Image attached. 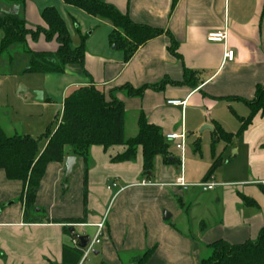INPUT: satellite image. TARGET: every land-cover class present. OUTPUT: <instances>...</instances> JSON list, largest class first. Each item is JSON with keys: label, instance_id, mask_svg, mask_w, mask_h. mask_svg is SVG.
I'll return each mask as SVG.
<instances>
[{"label": "crops", "instance_id": "1", "mask_svg": "<svg viewBox=\"0 0 264 264\" xmlns=\"http://www.w3.org/2000/svg\"><path fill=\"white\" fill-rule=\"evenodd\" d=\"M101 1L162 35L125 62L124 53L110 47L112 26L106 21L62 0H0V16H17L30 28L44 26L41 13L53 8L72 49L85 39L82 66H68L63 74L21 75L27 59L15 54L20 60L15 57L13 74L0 76V92L2 83L13 87L1 93L6 99L0 101V129L7 138L36 139L48 127L54 129L68 93L93 86L122 103L126 140L136 136L143 116L164 138L183 130L193 151L185 142L181 158L174 143L166 141L170 162L156 156L146 175L140 148L133 161L115 162L125 147L92 146L87 170L74 157L76 165L65 181V161L73 157L66 148L62 163L47 165L29 209L24 185L0 170V264H65L64 248H74L72 239L83 233L93 239L103 219L99 244L84 260L80 252L77 264H140L148 251L144 264H200L215 242L254 241L264 227V115L258 112L230 144L218 140L214 155L211 143L216 127L237 134L240 119L250 114L245 102L264 86V0ZM224 32V40L207 41L208 35ZM28 47L56 51V44L43 38L28 41ZM226 51L233 52L231 61ZM124 87L146 89L134 97ZM33 92L41 93V102ZM172 100L184 105H168ZM204 126L212 130L201 131ZM46 143L39 142V153ZM215 159L220 163L208 176ZM181 173L186 190L174 187ZM204 182H213L214 190L195 187Z\"/></svg>", "mask_w": 264, "mask_h": 264}, {"label": "trees", "instance_id": "2", "mask_svg": "<svg viewBox=\"0 0 264 264\" xmlns=\"http://www.w3.org/2000/svg\"><path fill=\"white\" fill-rule=\"evenodd\" d=\"M62 2L93 18L110 23L112 26L109 35L110 47L123 52L125 62L133 57L139 47L162 35L160 30L133 24L116 8L101 0H62ZM41 18L44 26L30 28L17 16H0V76L13 74L17 53L27 59L21 75L63 74L68 66H82L85 53L84 37H80L79 46L72 49L70 36L56 10L45 8ZM40 38L47 43L54 42L56 51L47 53L30 50L28 41L37 42ZM14 50L18 52L14 53ZM174 50L175 45L172 43L169 51L174 53ZM185 80H188L187 76ZM162 87L163 84L156 89ZM121 89H128L129 95L135 97L140 96L146 87L138 90L128 87ZM245 104L250 109V114L246 119H240V127L236 135L226 134L219 127L215 128V133L212 134V155L218 140L230 144L234 136L241 135L246 130L258 112L264 115V86L257 87L253 100ZM41 140H46L47 143L39 153L38 144ZM92 146H100L104 149L113 146L125 147V152L114 158L115 162L133 161L140 148L146 175H150L156 156H162L166 162H170L169 147L157 127L148 124L144 117L140 116L136 136L126 140L122 103L112 95L106 96L96 87L84 86L75 88L66 95L56 127L54 129L48 127L38 139L28 136L7 138L0 129V170L5 173L8 180L19 181L24 185L23 197L25 206L29 209L33 206L35 193L47 165L62 163L65 149L68 148L73 157L82 160L87 170L88 151ZM219 163V159L214 160L208 176L215 171ZM208 249V255L200 264H264V227L254 241L249 240L240 245H229L218 241ZM150 253L151 251H148L141 257L140 264H144ZM63 255L65 264H77L81 257L80 251L71 247H65Z\"/></svg>", "mask_w": 264, "mask_h": 264}, {"label": "built area", "instance_id": "3", "mask_svg": "<svg viewBox=\"0 0 264 264\" xmlns=\"http://www.w3.org/2000/svg\"><path fill=\"white\" fill-rule=\"evenodd\" d=\"M225 32L222 34H210L207 37V41L208 42H220L222 40L225 39ZM224 57L226 60L231 61L233 59V52L232 51H226L224 54ZM168 105L171 106H183L184 102H180V101H176V100H172L167 102ZM165 140L167 142H172L175 145V149L178 150L181 153V158H183V153H184V146H185V142H186V133L182 130L179 134H169L165 136ZM180 170L182 171V165H180ZM141 185H148L145 183H142ZM114 186V184L112 185ZM174 187L186 190L189 185H187L184 182V179L182 177V173L181 175L176 179L175 183H174ZM195 187L199 188L201 191L203 192H209L214 190L215 188V184L213 182H204L198 185H195ZM81 227V226H79ZM96 228V235L93 239L89 238L87 240V243L85 245L84 248H80L79 244V240L78 237H74L71 241L72 246L79 250L82 253V259L84 260L88 255L92 254L94 252V248L97 244H99V239L102 236V232L104 229V219L97 225H95ZM80 236H85V234L83 233Z\"/></svg>", "mask_w": 264, "mask_h": 264}, {"label": "water", "instance_id": "4", "mask_svg": "<svg viewBox=\"0 0 264 264\" xmlns=\"http://www.w3.org/2000/svg\"><path fill=\"white\" fill-rule=\"evenodd\" d=\"M33 96L35 97L36 101L37 102H41L42 101V95L40 92H33ZM203 130H212V128L210 126H204L202 128L201 131ZM76 165V159L74 157H68L65 161V181H67L71 174H72V170L73 168L75 167ZM69 232L73 235L74 234V229H69ZM78 237V240L80 242L79 246L80 248H84L86 243H87V240H88V237L87 236H77Z\"/></svg>", "mask_w": 264, "mask_h": 264}, {"label": "rangeland", "instance_id": "5", "mask_svg": "<svg viewBox=\"0 0 264 264\" xmlns=\"http://www.w3.org/2000/svg\"><path fill=\"white\" fill-rule=\"evenodd\" d=\"M3 1H5V0H3ZM5 2H8V1H5ZM0 38H1V34H0ZM17 53L18 52V50H14V53ZM15 57H16V59L18 58V56L17 55H15ZM20 59L18 58L17 59V61H19ZM6 86V84L5 83H2V87H1V92H0V101H5V99H6V96L5 95H2L1 93L3 92V90L5 91V92H10L12 89H13V87H11V84L9 83V85L7 86V87H5ZM7 88V91L5 90ZM2 95V96H1ZM58 121H59V119H58ZM53 128H55L56 127V121H54V123H53ZM128 133H130V132H128ZM38 135V134H37ZM40 136H37V138L36 139H38ZM173 144V143H172ZM186 146H187V150H189V151H193V141H192V139H187V141H186ZM79 233V229H76V234H78Z\"/></svg>", "mask_w": 264, "mask_h": 264}]
</instances>
